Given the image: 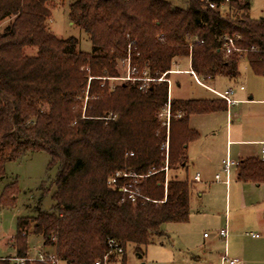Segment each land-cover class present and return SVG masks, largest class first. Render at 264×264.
<instances>
[{"label":"trees","instance_id":"obj_1","mask_svg":"<svg viewBox=\"0 0 264 264\" xmlns=\"http://www.w3.org/2000/svg\"><path fill=\"white\" fill-rule=\"evenodd\" d=\"M185 1L70 0L69 20L92 43L86 52L76 37L50 29L52 11L64 0H0V184L6 165L28 153L45 151L49 167L57 165L41 195L54 187L51 210L38 207L36 216L17 219L15 257L29 256L35 234L59 261L94 264L112 238L125 252L108 260L125 263L128 246L140 251L166 235L164 224L189 221L194 187L178 175L188 165L189 144L200 137L189 118L227 104L171 97L167 127L161 115L169 85L157 78L176 58H190L202 80L237 78L242 60L264 76V18L251 17L249 0H217L216 9ZM222 36L234 38L236 50L227 54ZM127 60L137 78L155 80L112 88L109 80L121 77ZM118 172L131 175L111 184ZM237 180L263 183L264 160H239ZM19 192L16 180L6 184L0 205L14 207ZM0 264H12L10 257Z\"/></svg>","mask_w":264,"mask_h":264},{"label":"rangeland","instance_id":"obj_2","mask_svg":"<svg viewBox=\"0 0 264 264\" xmlns=\"http://www.w3.org/2000/svg\"><path fill=\"white\" fill-rule=\"evenodd\" d=\"M170 1L181 6L186 4L185 0ZM249 1L251 17L264 18V0ZM69 2L70 0H64L63 4L58 3L53 9L50 29L58 37H76L79 40V49L91 52L92 43L87 33L69 20ZM182 61L186 63L187 59L184 58ZM120 67L121 77L109 80L112 88L123 82L122 78L128 74V65L122 63ZM239 71L240 74L235 79L221 78L215 85L207 83L220 91L231 86L235 91L233 98L236 102L229 107L228 111H218L208 116H197L194 119L193 126L198 129L200 137L190 147L191 152L200 150L203 155L209 150L213 160H221L226 157V142L230 139L233 140V144L229 145L231 158L237 159L242 151L260 154L261 143L264 141V76L255 74L246 60L240 62ZM182 77L184 78L182 86L177 91L181 96L190 98L214 96L209 90L198 85L191 76ZM240 86H244V90H240ZM173 91L175 94L176 89L174 88ZM50 162V155L40 151L28 153L25 157L6 165V174L0 184V192L13 180L18 182L20 192L14 207L6 208L0 205L1 258L15 257L12 243L19 217L36 216L38 207L44 211L51 210L54 204L52 198L54 187L41 198L43 190L49 188L57 173V165L50 168ZM197 168L196 164L189 163L187 169L181 171V174L192 180ZM207 172L210 173L208 178L211 179L214 174L220 172V169L211 167ZM231 179L228 188L221 182L205 184L199 181L194 184L189 221L181 224H164L163 229L166 235L156 238L152 244L142 247L140 251L133 245L128 246L125 263L119 260L115 264H221L211 255L212 251L221 254L224 252L223 241L214 234L225 226L226 220L230 229L228 230V249L229 245L231 246L229 256L230 258L239 257L244 261L238 253L242 250L247 251L255 245L247 233L258 232L254 228L258 211L253 207L236 208L235 200L242 199L244 195L247 201L255 203L253 206L263 208L260 215L264 217V182L260 186L251 185L249 191L241 189L242 185L235 180L234 169ZM205 232L210 233V238H204ZM28 244L30 257L37 256L38 252L54 251L52 247L44 245L40 235L30 234ZM252 250L254 252V248ZM140 255L142 257H139ZM57 264H66V262L58 260Z\"/></svg>","mask_w":264,"mask_h":264},{"label":"crops","instance_id":"obj_3","mask_svg":"<svg viewBox=\"0 0 264 264\" xmlns=\"http://www.w3.org/2000/svg\"><path fill=\"white\" fill-rule=\"evenodd\" d=\"M250 11H251V3H250ZM186 59H187L186 63H184L182 61V58H176L174 60V63L172 65V69H171V70H173V72L169 73V76H168L170 81H171L170 96L171 97H176V98H181V99H220V100H223L220 97H218L214 92H212L210 89L204 87L203 85L199 84L195 80L193 75L190 73V70H192V68H191V60H190V58H186ZM185 75L191 76L198 85H200L203 88L209 90L211 93H213L214 96L210 97V98H194V97L190 98V97L181 96L180 94H178L177 91L181 88L182 83H183V79H184L182 76H185ZM221 78H227V77L219 76V77H216V78H209L207 80H202L201 79V80H202V82H204L210 88L215 89V88L211 87L210 85H215L217 82L219 83V80ZM227 79H230V78H227ZM230 80H232V79H230ZM207 83H209L210 85H208ZM174 88L176 89V93L175 94H174V91H173ZM229 88H232V87L230 86ZM229 88L227 87V89H229ZM215 90H217V89H215ZM233 90H234V88H233ZM240 90H244V86H240ZM217 91H220V90H217ZM233 95H234V93H233ZM233 95H232V98H233ZM234 100L236 101V99H234ZM226 104H227V110H225V111H228L229 107L231 105H233L234 103L233 104H228L226 102ZM211 114L212 113L191 115L190 118H189L190 127L192 129H195V130L198 131V129L195 126H193L194 119L197 118V116H208V115H211ZM197 141H198V139L193 141V142H191L189 144L188 150H187L188 164L189 163L196 164L197 167H198L197 168L198 170L195 172V174L193 176V179L190 180L193 183V187H195L194 184H196L197 182L200 181V182H204L205 184H208L210 182H221V183L225 184V186L228 188L230 183H231V180H232L231 179V175L233 173V169L235 170V180L242 185L241 189H243V190L247 189V190L250 191L251 190V185H254V186H260L261 185V184H255V183H252V182H240V181L237 180V164H238V161L241 160V159L249 158V157H258V158L264 160V156L262 155L261 150H260V154L259 155L258 154H251L250 152L242 151V152H240L238 154L237 159H233V158L230 157V154H229V145L233 144V140L227 139V142H226V146H227L226 147L227 148L226 149V151H227L226 157L222 158L221 160H218V159H216V160L214 159L213 160L211 158V153L209 152V150H207L205 153H203V155L201 154L202 152L200 153V150H196L195 152L192 151L193 153L190 151V147L192 146V144L196 143ZM263 143H264V141L261 143L262 146H263ZM262 146H261V148H262ZM227 156H229L235 162V164L231 166L228 176L223 171V160L226 159ZM211 167L220 169V172L214 174V176L211 179H209L208 177H209L210 173L207 172V171H209ZM186 169H187V167L185 169L180 170L178 172V175H179L180 178H182V179L187 178V177L182 176V174H181V171H184ZM197 173H199V175H200V179L199 180H195L194 179V177H195V175ZM217 174L220 175V179H216V175ZM193 192H192L191 198H192V196L194 194ZM241 198L242 199L235 200V207L236 208L246 209L248 207H253L256 211H258V217L256 216V219L254 221V228L258 232H254V231L250 232V233H257L258 236L257 237H252L251 234L247 233V235H249L252 238V240H253V242L255 244L254 247H253L254 248V252L252 250L253 248H251V249H249L247 251L246 250H242V251H240L238 253V255H240L244 259V261L241 258H239V257H236V258L241 260L244 264H264V217L262 215H260V212H261V210H263V208H257V206H253L255 203L254 202L250 203L249 201H247V199L244 197V195ZM224 228H226L227 231L230 230L227 220L225 222V226L223 228H220L219 230H217L215 232V234H214L218 239H220V241H223V243H224L223 244L224 245V252L221 254L219 252H215V251L213 252L212 251V255H211V256H213V258L216 259L217 262H220L221 264H225V262H223V256L227 255L228 257H230L229 253H231V246L230 245H229V249H228L229 232H228L226 238L219 234L220 230L224 229ZM205 233L203 235L204 238L205 239L210 238V233L207 236H205ZM232 233H233V231H232ZM210 244L212 245V243H210ZM230 244H231V242H230ZM233 251L234 250H232V252Z\"/></svg>","mask_w":264,"mask_h":264},{"label":"built area","instance_id":"obj_4","mask_svg":"<svg viewBox=\"0 0 264 264\" xmlns=\"http://www.w3.org/2000/svg\"><path fill=\"white\" fill-rule=\"evenodd\" d=\"M203 1H205L207 6L210 7L211 9H216L219 6V4L217 3V0H203ZM229 1L230 0H223L221 2V5H224V4L228 3ZM196 40H198L197 36H194L190 39L191 42L196 41ZM222 40L225 41L224 42V49H225L227 54L231 53L233 50H236V46L234 44V38L228 37V36H222ZM124 63L126 64V66L128 65V74H127V76L123 77L122 80H124V81L142 80L144 82L143 87H145L150 81L155 80V79L148 78V77L137 78L136 74H135L136 68H134V67L132 68L130 66V61L127 60ZM171 72H173V70L166 71L159 78H157L158 81H167L168 85H169L168 102L165 106L164 111L162 112V115H161L165 121L164 124H166L167 127H169V123H170V99H171V96H170L171 81L167 77V74L171 73ZM190 73L193 75V77L195 78V80L199 84L210 89L218 97L225 100L228 104H233L236 102L232 98V95L234 93L233 88H229V89H226L224 91H217L215 89L210 88L204 82H202L201 78L193 70H190ZM116 78H120V77H116ZM261 153L264 156V143H263V146L261 148ZM234 164H235V162L229 156H227V158L223 160V171L226 173L227 176L229 175L231 166ZM121 175L130 176L131 174H128V173L122 174V173L118 172V173H116L115 177L110 180V183L115 184L116 178L121 176ZM194 179L195 180L200 179L199 173H197L195 175ZM216 179H220L219 174L216 175ZM123 190L126 192H129V197H131L134 200V192L132 190H129L128 187H124ZM219 234L226 238L228 231L226 228H224V229L220 230ZM249 234H251L252 237L258 236L257 233H249ZM207 235L208 234L205 233V236H207ZM124 252H125V248L116 239L111 238L108 240V251L104 254L102 259L95 260L94 264H112L108 260L111 253H115V255H117V257H121L124 254ZM10 260H11L12 264H23L26 261H30V262L38 261V262L45 263V264H57V262H58V259L53 252H51V253L38 252L37 256H35V257L28 256L27 258L10 257ZM223 262L228 263V264H244L241 260H239L237 258H230L227 255L223 256Z\"/></svg>","mask_w":264,"mask_h":264},{"label":"water","instance_id":"obj_5","mask_svg":"<svg viewBox=\"0 0 264 264\" xmlns=\"http://www.w3.org/2000/svg\"><path fill=\"white\" fill-rule=\"evenodd\" d=\"M139 257H142V255H140Z\"/></svg>","mask_w":264,"mask_h":264}]
</instances>
